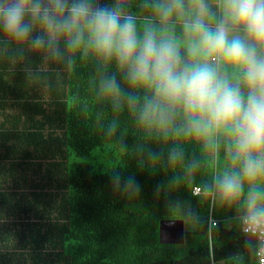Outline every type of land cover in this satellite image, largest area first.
Returning a JSON list of instances; mask_svg holds the SVG:
<instances>
[{"label":"clouds","instance_id":"9594fccd","mask_svg":"<svg viewBox=\"0 0 264 264\" xmlns=\"http://www.w3.org/2000/svg\"><path fill=\"white\" fill-rule=\"evenodd\" d=\"M0 37L69 72L93 64L97 102L168 146L138 152L139 167L171 172L155 196L185 223L201 221L190 201L171 199L182 186L210 210H229L225 227L264 264V0H0ZM102 115L98 127L115 136L117 119L105 127ZM188 144L212 162L199 182L206 164L187 158ZM109 181L122 196L141 195L134 174L113 170Z\"/></svg>","mask_w":264,"mask_h":264},{"label":"trees","instance_id":"16d2710c","mask_svg":"<svg viewBox=\"0 0 264 264\" xmlns=\"http://www.w3.org/2000/svg\"><path fill=\"white\" fill-rule=\"evenodd\" d=\"M95 75L91 63L69 72L30 43L0 37V264H254L239 232L225 227L232 213L210 210L183 186L171 199L190 201L201 223L184 222L182 243L160 242V221L181 219L154 194L171 172L139 167L138 152L168 146L147 140L127 111L98 103ZM99 113L105 127L117 119L115 136L100 130ZM185 150L206 164L199 182L212 162L199 145ZM113 170L134 174L141 195L114 192Z\"/></svg>","mask_w":264,"mask_h":264},{"label":"water","instance_id":"95a60500","mask_svg":"<svg viewBox=\"0 0 264 264\" xmlns=\"http://www.w3.org/2000/svg\"><path fill=\"white\" fill-rule=\"evenodd\" d=\"M159 240L163 243L184 241V221L182 219H162L159 223Z\"/></svg>","mask_w":264,"mask_h":264},{"label":"built area","instance_id":"2783aa9c","mask_svg":"<svg viewBox=\"0 0 264 264\" xmlns=\"http://www.w3.org/2000/svg\"><path fill=\"white\" fill-rule=\"evenodd\" d=\"M214 219V218H213ZM216 220V219H215ZM210 225V224H209ZM254 264H260V260H259V258H256V261H255V263Z\"/></svg>","mask_w":264,"mask_h":264},{"label":"rangeland","instance_id":"374dc122","mask_svg":"<svg viewBox=\"0 0 264 264\" xmlns=\"http://www.w3.org/2000/svg\"><path fill=\"white\" fill-rule=\"evenodd\" d=\"M9 110V112H13L14 111V109L13 108H8ZM5 112H7V108H6V110H5Z\"/></svg>","mask_w":264,"mask_h":264},{"label":"crops","instance_id":"0c3cea01","mask_svg":"<svg viewBox=\"0 0 264 264\" xmlns=\"http://www.w3.org/2000/svg\"><path fill=\"white\" fill-rule=\"evenodd\" d=\"M8 110H9V109H7V112H9Z\"/></svg>","mask_w":264,"mask_h":264}]
</instances>
